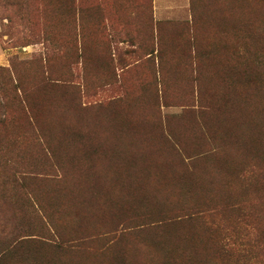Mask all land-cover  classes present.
<instances>
[{
  "label": "rangeland",
  "instance_id": "rangeland-1",
  "mask_svg": "<svg viewBox=\"0 0 264 264\" xmlns=\"http://www.w3.org/2000/svg\"><path fill=\"white\" fill-rule=\"evenodd\" d=\"M203 19L0 0V264H264V0Z\"/></svg>",
  "mask_w": 264,
  "mask_h": 264
},
{
  "label": "crops",
  "instance_id": "crops-1",
  "mask_svg": "<svg viewBox=\"0 0 264 264\" xmlns=\"http://www.w3.org/2000/svg\"><path fill=\"white\" fill-rule=\"evenodd\" d=\"M238 0H152V22L155 34V49L147 56L154 53V61L162 72L167 76L174 77L171 70L179 66V58L172 50L160 49L158 40L163 43L167 35L178 28L189 30L191 35L199 36V32L208 24L207 19H203L206 13L217 12L228 13ZM236 11V8H235ZM10 53L2 47L0 42V65L9 64Z\"/></svg>",
  "mask_w": 264,
  "mask_h": 264
}]
</instances>
